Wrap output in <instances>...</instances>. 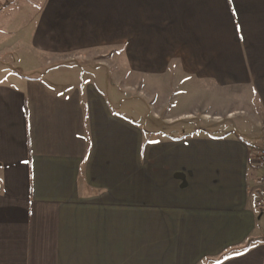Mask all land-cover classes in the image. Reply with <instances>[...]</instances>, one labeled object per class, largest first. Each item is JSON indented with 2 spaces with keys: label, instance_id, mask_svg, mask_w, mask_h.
I'll return each mask as SVG.
<instances>
[{
  "label": "crops",
  "instance_id": "obj_1",
  "mask_svg": "<svg viewBox=\"0 0 264 264\" xmlns=\"http://www.w3.org/2000/svg\"><path fill=\"white\" fill-rule=\"evenodd\" d=\"M2 20L0 264H264V0H44L25 31ZM168 88L212 109L168 111Z\"/></svg>",
  "mask_w": 264,
  "mask_h": 264
},
{
  "label": "rangeland",
  "instance_id": "obj_2",
  "mask_svg": "<svg viewBox=\"0 0 264 264\" xmlns=\"http://www.w3.org/2000/svg\"><path fill=\"white\" fill-rule=\"evenodd\" d=\"M44 0H4L1 1L0 5L3 4H11L12 7L6 9L4 12H2V15L0 17L3 18L2 21L4 23H8L9 20H12V18L15 16L16 19H18L19 22L22 23L23 30H26V27L35 17L37 10L39 7L43 4ZM22 27H18L15 30L21 29ZM27 30H30V28H27ZM24 34V33H23ZM184 94V91L181 90L177 91L172 88L167 89V95L170 97V107L167 109L168 111L177 110L180 108L188 107L190 109H193L197 112H202L205 110L212 109L208 106H206V100L204 98H201L200 96H197L196 98H193L191 100H185L183 101H175V98L180 97L181 94ZM181 98V97H180ZM182 100V99H181ZM188 103V104H187ZM247 103H244V101L238 100V98L235 96H231V102H230V108H246ZM224 109V108H222ZM248 115H237L235 118H233L232 121H228L229 124L235 127H239L242 122L244 123H250V120L248 119ZM224 122H227V119H223ZM251 125V123H250Z\"/></svg>",
  "mask_w": 264,
  "mask_h": 264
},
{
  "label": "built area",
  "instance_id": "obj_3",
  "mask_svg": "<svg viewBox=\"0 0 264 264\" xmlns=\"http://www.w3.org/2000/svg\"><path fill=\"white\" fill-rule=\"evenodd\" d=\"M256 166L264 171V144L260 147L254 157ZM257 195V208L261 214H264V174L258 178Z\"/></svg>",
  "mask_w": 264,
  "mask_h": 264
},
{
  "label": "trees",
  "instance_id": "obj_4",
  "mask_svg": "<svg viewBox=\"0 0 264 264\" xmlns=\"http://www.w3.org/2000/svg\"><path fill=\"white\" fill-rule=\"evenodd\" d=\"M258 240H261V239H253V240H249V241L246 243V245H245L244 247L241 248V251L247 249L252 243H254V242L258 241Z\"/></svg>",
  "mask_w": 264,
  "mask_h": 264
},
{
  "label": "snow or ice",
  "instance_id": "obj_5",
  "mask_svg": "<svg viewBox=\"0 0 264 264\" xmlns=\"http://www.w3.org/2000/svg\"><path fill=\"white\" fill-rule=\"evenodd\" d=\"M218 264H222V262H218Z\"/></svg>",
  "mask_w": 264,
  "mask_h": 264
}]
</instances>
